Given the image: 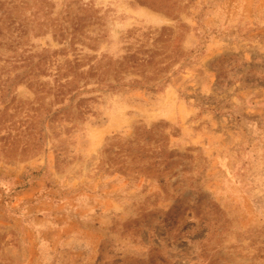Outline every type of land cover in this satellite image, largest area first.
<instances>
[{
	"label": "rangeland",
	"instance_id": "1",
	"mask_svg": "<svg viewBox=\"0 0 264 264\" xmlns=\"http://www.w3.org/2000/svg\"><path fill=\"white\" fill-rule=\"evenodd\" d=\"M0 264H264V0H0Z\"/></svg>",
	"mask_w": 264,
	"mask_h": 264
}]
</instances>
